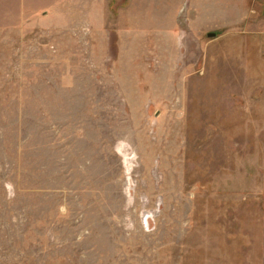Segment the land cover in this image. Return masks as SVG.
<instances>
[{"label": "rangeland", "instance_id": "374dc122", "mask_svg": "<svg viewBox=\"0 0 264 264\" xmlns=\"http://www.w3.org/2000/svg\"><path fill=\"white\" fill-rule=\"evenodd\" d=\"M0 264H264V0H0Z\"/></svg>", "mask_w": 264, "mask_h": 264}, {"label": "water", "instance_id": "95a60500", "mask_svg": "<svg viewBox=\"0 0 264 264\" xmlns=\"http://www.w3.org/2000/svg\"><path fill=\"white\" fill-rule=\"evenodd\" d=\"M208 36H209V37H214V36H215V34H213V33H210V34H208Z\"/></svg>", "mask_w": 264, "mask_h": 264}]
</instances>
